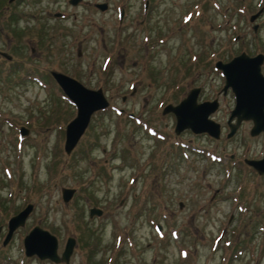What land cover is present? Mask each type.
<instances>
[{"label":"rangeland","instance_id":"374dc122","mask_svg":"<svg viewBox=\"0 0 264 264\" xmlns=\"http://www.w3.org/2000/svg\"><path fill=\"white\" fill-rule=\"evenodd\" d=\"M0 52L11 57L0 56V264H55L24 255L35 225L58 254L74 239L68 264H264V174L243 162L263 156L264 133L250 136L241 120L226 137L234 99L214 68L264 55V0H0ZM51 70L101 88L108 103L69 154L75 109ZM195 86L196 101L217 97L218 138L174 134L161 113ZM61 188L73 189L66 202Z\"/></svg>","mask_w":264,"mask_h":264},{"label":"water","instance_id":"95a60500","mask_svg":"<svg viewBox=\"0 0 264 264\" xmlns=\"http://www.w3.org/2000/svg\"><path fill=\"white\" fill-rule=\"evenodd\" d=\"M13 0H8L11 2ZM80 0H69L75 5ZM99 10L106 9L105 3H96ZM258 15V12L249 17V21ZM255 29V26H253ZM0 55L7 60L11 57L6 53ZM263 55L258 53L248 56L241 52L231 57L227 62L216 61L214 66L218 68L224 79L222 91L230 89L234 104L229 112L226 124L228 126L227 137L231 136L241 120H250L251 127L249 135L253 136L259 132L264 133V76L260 72V65ZM52 79L61 92L72 103L75 115L64 126L63 151L69 154L74 148L80 136L86 129L91 115L107 107L108 103L101 88L90 89L83 86L76 79L59 71L49 72ZM199 92L198 88H192L177 104H166L161 113H172L174 116L173 132L178 134L184 129H189L192 133L205 132L213 138H218L220 128L218 123L209 118V114L217 108V101L196 102ZM234 119V123L231 120ZM20 135H24L27 129L20 126ZM244 162L251 166L258 174H264V156L260 159H244ZM61 199L63 202L69 200L73 189L61 188ZM32 209L31 204H26L15 215L10 216L6 221V233L1 241L5 245L12 236L14 230L22 226L27 215ZM99 216L101 210L92 207L88 210V215ZM74 239L67 237L61 252L57 253V240L54 235L38 226H33L22 238L23 252L25 256L35 255L39 260H49L53 263L68 264L71 255Z\"/></svg>","mask_w":264,"mask_h":264},{"label":"trees","instance_id":"16d2710c","mask_svg":"<svg viewBox=\"0 0 264 264\" xmlns=\"http://www.w3.org/2000/svg\"><path fill=\"white\" fill-rule=\"evenodd\" d=\"M13 15H14V13L9 14V20H10V21L16 19V17L14 18ZM9 20H8V22H9ZM26 75H33V74L26 73ZM40 75H41V74H40ZM40 75L38 74V75H37V78H39ZM34 76H36V75H34ZM41 77H44V78H45V76H43V75H41ZM47 77H48V76H47Z\"/></svg>","mask_w":264,"mask_h":264},{"label":"flooded vegetation","instance_id":"af4514ba","mask_svg":"<svg viewBox=\"0 0 264 264\" xmlns=\"http://www.w3.org/2000/svg\"><path fill=\"white\" fill-rule=\"evenodd\" d=\"M261 12H262V8L258 11V15L257 16H259V14H261ZM257 16H256V18H257ZM253 24H255L254 26H255V29H256V27H257V24L256 23H253ZM254 29V30H255ZM262 54V53H261ZM264 63V56H263V61H262V64ZM264 75V74H263ZM195 87H197V86H195ZM199 90H200V88H199ZM227 91V89L223 92L222 91V93L224 94L225 92ZM217 97H215L214 99H216ZM217 100V99H216ZM207 101V100H206ZM188 130V129H187Z\"/></svg>","mask_w":264,"mask_h":264}]
</instances>
